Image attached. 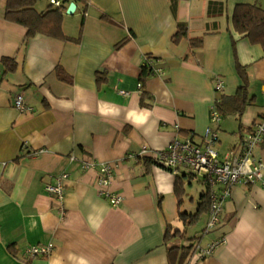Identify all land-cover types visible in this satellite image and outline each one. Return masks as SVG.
Listing matches in <instances>:
<instances>
[{"label":"crops","instance_id":"obj_1","mask_svg":"<svg viewBox=\"0 0 264 264\" xmlns=\"http://www.w3.org/2000/svg\"><path fill=\"white\" fill-rule=\"evenodd\" d=\"M223 1V12L212 14L210 0H175V11L172 0H66L63 31L75 41L27 39V28L5 18L0 0V264H188L198 243L221 237L225 242L195 264H264L259 182L235 185L221 222L205 234L210 205L190 220L209 196L206 186L198 181L196 210L183 209L184 178L192 184V177L179 174L180 199L177 175L128 156L142 146L165 149L176 137L202 144L212 125L224 158L240 151L241 134L261 118L264 45L238 32L233 15L239 4L264 8V0ZM49 6L50 0H37L38 10ZM180 23L188 34L176 42ZM201 36L202 46L192 49L190 40ZM146 56L164 73L142 82ZM217 80L224 82L221 91ZM244 84L243 112L223 110L212 123V105ZM18 92L27 110L15 107ZM255 155L264 160V140ZM82 160L115 166L111 187L123 197L120 204L100 194L99 166L83 168ZM63 172L68 178L58 202L45 186ZM49 242V254L26 252Z\"/></svg>","mask_w":264,"mask_h":264},{"label":"built area","instance_id":"obj_2","mask_svg":"<svg viewBox=\"0 0 264 264\" xmlns=\"http://www.w3.org/2000/svg\"><path fill=\"white\" fill-rule=\"evenodd\" d=\"M53 7H65L66 0H50ZM144 65L151 67L154 74L164 73L162 67L155 63V59L146 56ZM143 83H139V88ZM224 87L222 80L216 81V89L221 91ZM122 93H127L122 90ZM15 107L19 110H27L24 95L18 92L14 97ZM222 115L216 104L211 108L212 123H219ZM241 149L239 152L230 151L222 158L219 149V131L209 125L204 134L202 144L196 142L191 136L176 137L165 149H155L142 146L139 152L130 153L128 156L137 160H150L153 166L159 167L179 175L185 172L192 178H196L206 186L210 196L209 218L203 233L212 231L221 222V215L232 188L238 184L260 183L264 186V160L255 155L256 147L264 140V111L261 118L256 121L249 131L241 134ZM83 168L92 169L99 166V192L109 199L112 205L120 204L123 197L113 192L111 184L114 177L115 166L110 163H100L96 160H82ZM68 173L63 172L57 176L55 182L47 183L46 191L58 202H63L65 196V181ZM223 242L221 237L203 245L197 244L193 257L188 264L211 255ZM54 244L40 243L27 248L31 256L46 255L53 251Z\"/></svg>","mask_w":264,"mask_h":264},{"label":"trees","instance_id":"obj_3","mask_svg":"<svg viewBox=\"0 0 264 264\" xmlns=\"http://www.w3.org/2000/svg\"><path fill=\"white\" fill-rule=\"evenodd\" d=\"M37 0H6V11L5 18L24 25L27 28L26 38L29 39L36 34H44L47 36L64 39V40H75L78 41L79 38H71L65 35L63 31V19H64V9L65 7H53L50 6L43 11L36 8ZM176 2L172 0V8L175 11ZM224 9L223 0H210L209 12L216 14L221 13ZM102 18L109 19V16L104 14ZM233 23L235 29L248 36L252 42L261 43L264 45V8L256 4H239L237 5L234 15ZM188 29L185 24L180 23L178 32L174 36V40L178 42L182 37L187 36ZM126 39L120 42L117 46L120 47L125 43ZM204 42L203 36L192 38L190 44L192 49L199 48ZM151 57V56H150ZM3 61L9 62L13 61L12 58H4ZM239 70L242 72L244 68L238 65ZM14 69V68H13ZM59 76L62 79L69 80L66 72L63 69L58 71ZM154 72L151 67L143 64L142 67V82L146 80L149 76L153 75ZM248 101V87L247 84L240 87L237 94L233 97H222L218 100L217 107L220 114L222 115L223 110H232L233 112L241 114ZM224 104H228L226 108L223 107ZM222 110V111H221ZM178 176L176 183V194L181 199L185 194V188L182 181V177ZM205 200L200 203L195 214H191V222H196L199 217L204 213V209L209 207L210 199L208 194L204 195ZM188 212L184 211L181 213L182 217L187 215Z\"/></svg>","mask_w":264,"mask_h":264},{"label":"rangeland","instance_id":"obj_4","mask_svg":"<svg viewBox=\"0 0 264 264\" xmlns=\"http://www.w3.org/2000/svg\"><path fill=\"white\" fill-rule=\"evenodd\" d=\"M184 179L187 182V194L184 197L185 205L183 209L196 210L199 198L200 184L196 178H193L194 180H190L192 184H189L190 178L185 177ZM192 196L194 197L193 200L191 199Z\"/></svg>","mask_w":264,"mask_h":264},{"label":"water","instance_id":"obj_5","mask_svg":"<svg viewBox=\"0 0 264 264\" xmlns=\"http://www.w3.org/2000/svg\"><path fill=\"white\" fill-rule=\"evenodd\" d=\"M76 7H77L76 2H72V4L69 6L67 12L72 14L74 12V10L76 9Z\"/></svg>","mask_w":264,"mask_h":264}]
</instances>
